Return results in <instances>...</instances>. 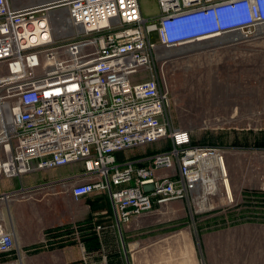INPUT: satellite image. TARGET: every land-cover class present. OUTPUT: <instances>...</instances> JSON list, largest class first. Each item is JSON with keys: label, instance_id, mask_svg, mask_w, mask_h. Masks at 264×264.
<instances>
[{"label": "built area", "instance_id": "built-area-1", "mask_svg": "<svg viewBox=\"0 0 264 264\" xmlns=\"http://www.w3.org/2000/svg\"><path fill=\"white\" fill-rule=\"evenodd\" d=\"M16 3L0 0V181L22 183L29 174L80 164L62 186L77 202L109 195L111 212L104 214L126 229L157 206L204 205L223 196L230 150L197 144L190 131L175 127L157 50L250 40L264 25V0H158L152 22L141 0ZM162 141L171 147L128 155ZM96 230L101 235L104 227ZM26 257L13 226L0 220V264H24Z\"/></svg>", "mask_w": 264, "mask_h": 264}, {"label": "rangeland", "instance_id": "rangeland-1", "mask_svg": "<svg viewBox=\"0 0 264 264\" xmlns=\"http://www.w3.org/2000/svg\"><path fill=\"white\" fill-rule=\"evenodd\" d=\"M16 1V5H32L40 0ZM141 6L149 22L160 15L158 0H141ZM214 39L172 49L159 47L155 61L170 89L171 119L175 127L190 131L197 144L226 146L230 150L227 164L234 203L222 201L221 194L202 207L185 200L175 201L165 208L155 207L153 215L142 218L144 228L131 231L140 234L136 238L173 236L167 242L169 245L173 241L177 243L178 264H205L203 242L212 228L205 225L207 219L215 221L213 228L234 227L231 235L238 239L262 234L261 226L264 225V193L261 191L264 178V26L254 30L252 39L239 41L235 46L229 45L230 38ZM152 41L157 42L155 33ZM170 147L169 142L162 141L145 149L129 151L128 155H152ZM8 184L9 180L0 181V212L5 215L8 226L22 230L20 243L37 241L49 225L66 220L68 214L62 204L66 207L69 200L53 204L52 189L45 190V197L48 194L45 200L43 197L20 206L15 199L22 196L8 201L1 198L2 193L9 191ZM100 201L107 204L104 199ZM81 204L85 213L90 210L88 200ZM237 247L238 250L233 251L239 256L240 245ZM243 249L251 264L253 246L244 243ZM37 258L39 256L31 257L28 264H44ZM227 261L237 262L236 259Z\"/></svg>", "mask_w": 264, "mask_h": 264}, {"label": "crops", "instance_id": "crops-1", "mask_svg": "<svg viewBox=\"0 0 264 264\" xmlns=\"http://www.w3.org/2000/svg\"><path fill=\"white\" fill-rule=\"evenodd\" d=\"M81 169L80 164L64 166L55 170L39 171L26 175L23 177L22 183L19 179L10 180L9 191L19 190L22 187L33 189L23 198L15 199L21 204L20 206H26L27 201H35L43 197L45 200L48 195L45 197V190L48 189H52L50 197L53 204L57 201L69 200L66 207L62 204L68 214L66 220L49 225L43 230V237L37 241L25 240L20 243L19 235L22 230H17L13 226L18 244L27 252L24 264H28V260L33 256H39L37 259L44 264H89L99 261L105 256L108 258L109 264H178L179 247L174 241L171 245L167 242L173 236L162 239L156 237L136 238L140 234H133L131 231L144 228L141 224L137 227L133 226L131 229L121 228L112 218L105 215L104 212L111 211L109 195L95 193L86 199L75 201L70 189L63 187L61 181L71 177ZM14 180L16 182H13ZM103 199L107 201V204L100 201ZM87 200L91 205L88 206L90 210L85 213L81 202ZM4 218L3 212H0V219ZM89 218L91 220L87 226L77 229L78 224L84 223ZM213 222L215 221L208 219L205 221V225L208 226L209 224L208 227H212L211 231L206 233L203 242L205 264H248V254L243 249L244 243L253 246L251 264H264V225L261 226L262 234L238 239L231 235L234 227L213 228V224H215ZM99 225L104 227L101 235H98L96 230ZM66 226L75 229L66 232L63 230ZM55 229H60L59 233L54 234ZM47 233H51V235ZM125 237L127 241H125ZM137 243L139 245L135 247ZM237 245H240L239 256L233 251L238 250ZM230 259H236L237 262L230 263L227 261ZM239 259L240 262H238Z\"/></svg>", "mask_w": 264, "mask_h": 264}, {"label": "bare ground", "instance_id": "bare-ground-1", "mask_svg": "<svg viewBox=\"0 0 264 264\" xmlns=\"http://www.w3.org/2000/svg\"><path fill=\"white\" fill-rule=\"evenodd\" d=\"M53 1V0H52ZM39 2H42V3H47V2H51V1H49V0H40ZM39 2H37L36 4H42V3H39ZM33 5V4H32ZM35 5V4H34ZM57 15L56 16H54V19L55 20H59V19H61L62 18V16L61 15H59V17L57 18ZM57 23V26H59V21H57L56 22ZM264 26V25H263ZM236 37H238V39H240V36L239 35H237ZM214 39V38H213ZM213 39H210V40H213ZM219 39H221V38H215L214 40H219ZM223 39V38H222ZM238 39H236V40H238ZM6 201H8V200H10V199H8V197H5L4 198ZM226 199V201H227V204H231V203H234V197H233V194H232V188H231V185H230V183L226 186V189L224 188V193H223V197L221 198V200L223 201V200H225ZM201 207L203 206V203L200 205ZM0 220H4V219H0Z\"/></svg>", "mask_w": 264, "mask_h": 264}, {"label": "trees", "instance_id": "trees-1", "mask_svg": "<svg viewBox=\"0 0 264 264\" xmlns=\"http://www.w3.org/2000/svg\"><path fill=\"white\" fill-rule=\"evenodd\" d=\"M111 212V211H110ZM91 220V218H89V219H87V222H84V223H81V224H78L77 225V229H80V228H83V227H85V226H87L88 225V222ZM75 228L73 227H70V226H66V227H64L63 228V230L64 231H66V232H70V231H73ZM59 231H60V229H55V231H53L54 232V234L55 233H59ZM52 233V232H51ZM51 233H49L48 235H51Z\"/></svg>", "mask_w": 264, "mask_h": 264}]
</instances>
